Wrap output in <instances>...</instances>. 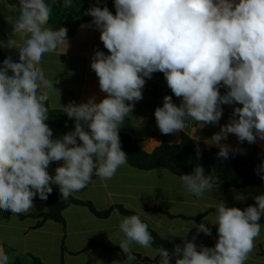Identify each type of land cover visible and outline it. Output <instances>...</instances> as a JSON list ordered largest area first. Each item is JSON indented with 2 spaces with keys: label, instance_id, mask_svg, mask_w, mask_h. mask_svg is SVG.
<instances>
[{
  "label": "clouds",
  "instance_id": "obj_1",
  "mask_svg": "<svg viewBox=\"0 0 264 264\" xmlns=\"http://www.w3.org/2000/svg\"><path fill=\"white\" fill-rule=\"evenodd\" d=\"M3 2L14 9L16 20L11 36L0 46L17 49L19 61L9 56L0 65V210L26 213L33 209L35 197L47 201L52 185L68 202L93 176L113 178L128 162L119 128L143 99L145 78L156 72L163 73L168 88L181 99L177 105L165 95L163 105L155 109L161 134L183 132L189 121L217 125L222 105H241L205 144L215 145L217 155L228 159L230 153L243 151L222 143L229 134L241 143L264 141V0H114L115 14L107 6L87 9L85 14L92 17L108 52L96 50L90 65L106 95L99 102L92 96L85 103L63 106V112L75 119V127L59 139L52 138L46 123V104L58 81L46 78L41 60L58 47L66 51L68 29L47 26L52 5L46 0H20L18 16L15 7ZM71 4L72 0H63L62 6ZM221 87L227 89L223 95ZM196 155H201L198 146ZM61 161L55 175H50V163ZM261 172L264 162L257 170L264 180ZM179 180L196 196L219 183L214 172L206 174L199 164ZM253 199L254 205L240 207L218 202L214 247L198 248L195 237L171 252L159 247V264H172L173 258L175 264H245L264 215V194ZM192 226L197 234L212 235L204 223ZM119 230L123 238L118 245L128 262L136 259L132 244L144 248L153 244L139 215L122 217ZM0 264H9L7 254L0 253Z\"/></svg>",
  "mask_w": 264,
  "mask_h": 264
},
{
  "label": "crops",
  "instance_id": "obj_2",
  "mask_svg": "<svg viewBox=\"0 0 264 264\" xmlns=\"http://www.w3.org/2000/svg\"><path fill=\"white\" fill-rule=\"evenodd\" d=\"M3 3H4L3 0H0V6L3 5ZM12 18H14L13 15H11V18L3 17V22L1 26H3L5 29L2 35L3 39L1 41L4 43L7 42V40L11 36L12 33L11 31L13 30L14 22L11 21ZM17 43L18 45L22 44V41L19 39V37H17ZM96 50L103 51L105 54H108L107 49L104 48L103 43L100 40L99 30L96 29L95 26L92 25V21H90L82 24L77 29V32L73 37L70 38L67 37V48L65 52H64V46H61L58 47V49L55 52L47 53L43 56L41 60V67L44 69L46 78L52 80L53 82L58 81V83L54 84V87L57 90L52 92L50 95L49 105L51 106V108L63 110L62 107L68 105L70 102H75L76 104L85 103L92 96L96 97L97 102H99L101 99L104 98L106 94L100 91L98 77L90 67L92 56L94 55V52ZM4 53L8 56L14 57L17 60V62L19 61V56L15 57L14 55H12L9 52V49L4 50ZM44 64H48L47 67ZM145 79H146V83L142 90L143 99L135 103L134 110L131 112V114H129L128 117L125 118V121L119 128V131L129 133L134 138L140 139L142 148L147 152H152L156 147H158L161 144L163 140H166L171 144H178L180 142L182 132L169 134V135L161 134L156 124L154 111L157 107L163 105V100L161 98H163L165 95L172 96L173 93L168 88L166 81H156L153 74L151 79L148 78ZM154 88H156V93L159 96V99L158 100L156 99L153 103V101L150 100L148 94L150 91L154 90ZM220 93L221 95L225 94L222 92ZM173 102L179 105L181 99L174 97ZM237 106H241V105H222L223 115L217 125L201 126L196 121H189L188 127H186L183 132L189 134L191 138L202 142L207 148H215L219 150V148L216 147L215 145H207L205 144L204 141L206 138H210L214 133L218 132L221 125H224L229 122L233 108ZM74 123H75V119H74ZM222 143H227L231 145L233 149L243 150L242 152H236V154L246 153V155L252 154V156L255 158L264 157V141H261L259 139L253 144H248L246 141L241 143L238 141L235 135L229 134L227 140L222 141ZM61 164L62 162L58 163L55 166H49L48 168L49 174L55 175L56 167L60 166ZM140 173L143 174L144 176H149L145 181V183L140 185L146 187V190L143 191L141 194L142 198L140 202H142V204L144 203L143 205H148L146 203H149L151 205V203L149 202L150 199L149 196L151 197L152 195L155 194L160 195L162 188L159 187V183L163 184L171 181H180L178 177L170 174L166 170H153L148 172L139 171L129 167V165L126 164L118 168L116 174L110 180H101L99 177L93 176L92 182L89 183V185L85 189L73 193L72 195L78 199L93 203L95 207L100 211H105L113 206L121 205L125 207V198L126 197L133 198V195H131L130 193L134 189H139V187L137 185L132 186L131 184H128L126 182L114 183V181L116 178L121 179L122 177L124 179L125 178L133 179ZM153 182L156 185H158L157 187L159 188L152 187ZM182 186L186 194L185 197L188 198L190 196V193L185 189L183 184ZM52 188L53 191L60 192L59 187L57 185H52ZM246 190H248V193H244L243 195L238 194L240 198L236 199L235 197L234 199L231 198L233 197V193L231 192V189L227 193H224V190L220 185H218L215 189H213L214 192L220 193L223 196V198L220 197L221 200L219 202L221 201L224 202L227 207H236L238 204H247L249 202H254L253 198L256 195L264 194V190L260 187L248 188ZM246 190H242V191H246ZM160 198L166 201V209L163 208L165 205H162V207L158 205H153V206L162 208L172 214H176V215L182 214L185 215L186 217L193 216V213L189 211L188 202H186L185 201L186 199H184L182 196L177 195L174 198H164L160 195ZM172 203H175V205L173 210L170 211L168 206ZM78 208H79L78 206H70L69 208L63 211L65 222H66V218H65L66 212L70 211L71 209H74V214L77 215L80 211ZM244 208L246 207H242L240 209L243 210ZM214 209H216V207ZM44 210H46L45 205L43 206L42 211L40 212L37 213L26 212L21 214L36 215L44 212ZM116 212L117 211H113L108 219H110L111 216L114 215V213ZM136 212L140 216V219L145 218L141 213H139L138 211ZM153 214L154 215H150L151 217L149 219L150 222L148 221L153 226V228H155L158 231L157 226H159L161 228H166L168 230V233L171 234L176 233L175 220L168 218L165 215L162 216V214H158V213H153ZM90 215L92 216L91 221L94 220L95 222L99 221L106 224V221L108 220V219H99L97 217H94L91 213ZM13 216L15 215L14 214L10 215L5 212H0V253L10 254L11 256H9V262H12L14 261V259L17 258L15 257L16 252L21 253L16 248V245L14 244V240H19V242L24 243V248H28V244H29L28 242H35L36 243L35 246H37L38 243H40V240L42 239L38 238L37 236L38 233H42L44 231H50L52 235L53 234L55 236L60 235L59 233L60 227L58 226L57 223L53 221H46L39 228H36L38 222L35 218L29 216L25 218H21L18 215H17L18 218H15ZM79 216H81V214ZM166 219L172 222H170L169 224L165 223ZM262 219H264L263 216ZM86 221L87 219L85 220V222ZM182 221L187 222V224H183L182 226L183 229L194 232L195 230L194 228H189L190 227L189 222H191V220L182 219ZM85 222L82 223L84 224ZM199 222L196 223L198 224ZM88 225L89 228H87V231L90 232V225L93 227V224L89 222ZM110 230L114 234L113 238L122 234L119 230L118 224H117V228L110 226ZM92 233L88 234L87 238L83 241V244L81 245L82 247H80V249L70 248L68 247L69 243L67 239H68L69 231H68V223L66 222V227L63 229V233H62V235L64 234L62 238H65V241L63 240V244L61 248L63 255L60 254L61 255L60 260L62 264H74L73 260L71 259H69L68 261L65 260L66 254L69 258H73L83 254H87L89 251H93V253L95 252L94 253L95 255L94 258L92 259L93 261L90 260V263L87 264H95L96 262L99 261V253H100L99 251L101 249L104 251L108 250L109 252L115 253V254L112 253L109 261L110 263L126 264L128 262L118 244L106 245L107 241L105 242V239H100L99 235H92ZM32 238L37 239L39 242ZM90 240L98 241L100 244L103 245V247L82 252V250L85 248V246ZM172 240L184 241L182 238H176ZM259 247L261 249V246ZM10 248H12L13 253L12 252L9 253ZM5 249H8L9 251L7 250L8 252H6ZM131 250L133 254H140L142 257L147 258V260L144 259L140 260L134 255L140 263L141 262L157 263L160 259L158 254L153 261L149 257L142 255L141 252H138L137 250L133 249V247H131ZM23 252H24L23 255L26 256L28 254H32L31 251H29L28 249H24ZM255 252L257 255L262 257L259 253V250Z\"/></svg>",
  "mask_w": 264,
  "mask_h": 264
},
{
  "label": "trees",
  "instance_id": "obj_3",
  "mask_svg": "<svg viewBox=\"0 0 264 264\" xmlns=\"http://www.w3.org/2000/svg\"><path fill=\"white\" fill-rule=\"evenodd\" d=\"M7 3L15 7L17 16L20 13V0H6ZM46 3L52 5V12L47 22V26L55 29L59 27H66L67 37H73L80 25L92 21V17L86 15L85 12L92 6L104 7L107 6L108 9L115 14L114 0H72L71 7L64 8L63 0H46ZM9 56L3 53L0 47V65ZM13 61L16 60L12 57ZM156 81H166L163 73L156 72L153 73ZM227 89L221 87L220 92L226 93ZM150 100L154 101L159 99L156 93V88L150 91L148 94ZM174 94L172 98H174ZM163 100V98H161ZM46 106L49 109V118L46 121L48 126L52 129L53 139L62 138L66 133L73 131L75 127L74 118H69L63 110L53 109L49 105V101ZM119 137L121 141V148L127 154L128 162L127 164L134 169L140 171H153V170H166L170 174L179 178V176L184 174H191L194 167L199 164L202 165L205 173H213L218 178V185H221L224 193H227L230 189L246 190L248 188H263L264 180L261 176L257 174V170L260 168L264 158L255 159L252 154L240 155L230 153L228 159L221 158L217 155L219 152L215 148H207L202 142L197 141L189 136V134L182 132L181 139L178 144H171L166 140H163L161 144L156 147L152 152L145 151L141 146V140L136 139L129 133L119 131ZM79 142V141H78ZM197 146L200 149L201 155L197 158ZM62 162V161H61ZM59 162H52L49 166H55ZM264 174V172H261ZM34 201L43 203L46 206V210L39 214H15L21 218L32 217L38 222L36 228H39L46 221H53L66 227V222L64 220L63 211L70 206L84 207L89 210V212L99 219H107L114 210L119 211L123 216L138 215L137 212L124 208L120 206H113L105 211L98 210L95 205L89 201L81 200L73 195L69 197L68 202H64L61 198V193L52 191L49 195L47 201H41L39 197H35ZM254 202H249L242 206L254 205ZM240 207V206H236ZM144 209L149 213H158L165 215L171 219H185L199 222L204 217H207L211 213H216V209L208 208L204 212L196 216H188L182 214H172L162 208L156 206L144 205ZM0 212H4L0 210ZM7 214L13 215L11 212H5ZM142 222L148 225V230L153 236L152 247L156 250L159 247H163L171 252L175 245H183L182 240H168L160 236L158 231L153 228V226L146 220L141 219ZM103 247L96 240H90L82 252ZM7 248V247H5ZM8 249H5L6 252ZM12 252L10 248L9 253ZM80 252V253H82ZM133 254V252H132ZM11 256L10 254H7ZM140 260H147L146 257H142L140 254H133ZM260 255L264 257V250H260ZM126 258V254H124ZM27 258L30 259L31 264H45L40 258L28 254ZM23 257H17L14 261L9 262V264H26V259ZM150 261V260H149ZM172 264H175V258L172 259Z\"/></svg>",
  "mask_w": 264,
  "mask_h": 264
},
{
  "label": "rangeland",
  "instance_id": "obj_4",
  "mask_svg": "<svg viewBox=\"0 0 264 264\" xmlns=\"http://www.w3.org/2000/svg\"><path fill=\"white\" fill-rule=\"evenodd\" d=\"M11 15L14 16V18H12L11 21L15 22L16 15H15L14 9L9 7L6 4V2L3 3V5L0 6V42H2L1 41L3 39L2 35L5 29L3 26H1L3 22V17L11 18ZM0 47H2L3 51L6 49H9L4 46H0ZM9 52L15 57L19 56L17 49H9ZM44 65L47 67L48 64H44ZM243 155H246V153H243ZM148 177L149 176H144L143 174L140 173L133 179L132 178L124 179L123 177L121 179L116 178L114 183L126 182L128 184H131L132 186L137 185L139 187V189H134L130 193L131 195H133V198H128V197L125 198V208L138 211L147 219L146 220L145 218H143V220L150 222L149 220L151 218L150 215H154V214L147 213V211L143 207L144 203L142 204V202H140L142 198L141 194L143 191L146 190V187L140 186V185L144 184ZM182 184L183 183H181L180 181H171V182L163 183V184L159 183V187L162 188L160 195L164 198H174L177 195L182 196L184 199H186L185 201L188 202L189 211L193 213V216H196L204 212L208 208H212V207L215 208L216 204L221 200L220 197L223 198V196L220 193H216L213 190H211V192L206 191L203 196H196L190 193V196L188 195L190 198L189 197L187 198L185 197L186 194L184 192ZM157 186L158 185H156L153 182L152 187L159 188ZM231 192L233 193V197L231 198L235 199L236 197V199H238L240 198L238 194L243 195L244 193H248V190L242 191V190H237V189L235 190L231 189ZM160 195L155 194V195H152L151 197L149 196L150 199L149 198L148 199L151 205L149 203H146V204H148L149 206L158 205L161 207L162 205H165L163 208L166 209V201L160 198ZM174 205L175 203H172L168 206L170 211L173 210ZM43 206H44L43 203L34 201L33 209L29 210L28 212H31V213L40 212L42 211ZM78 209L80 211L77 215L74 214V209L67 211L65 214L66 222L68 223V231H69L68 239H67L69 243L68 247L73 248V249H80V247H82L81 245L83 244V241L87 238L88 234L92 232H93L92 235H99L100 239H105V242L107 241L106 245L119 244L120 239L123 238V234H120L119 236L113 238L114 234L110 230V226L117 228V224L119 225V222L123 216L119 211L114 213V215H112L111 218L108 219L105 224L99 221H96V222L94 220L91 221L92 216L90 215L89 210H87L86 208L79 207ZM80 214L81 216H79ZM262 216L264 217V215ZM262 216L259 221V223L261 224V233L259 237L256 238L255 248L253 252L250 254L249 259L245 261V264H264V257L263 256H262L263 258L260 257L255 252L258 250L260 252L259 246H261V249L264 250V219H262ZM13 217L18 218L17 215ZM86 219L87 221L85 222ZM173 220H175V224H176L175 225L176 233L174 234L168 233V230L166 228H161L157 226V229L159 231L158 233L160 234L162 238L164 239L167 238L169 240L176 239V238H182L184 241H192L193 237H195V240L193 242L197 244L198 248L201 245L207 246V247H214L216 240L218 239V235H217L218 225L214 224L216 220V213L209 214L206 218L201 220L198 224L195 221L191 220V222H189V225H190L189 228H194L195 229L194 232L182 228L183 224H187V222L182 221V219H173ZM82 222H85V223L83 224ZM89 222L93 224V227L90 225V232L87 231V228H89V225H88ZM170 222L172 221L168 219L165 220V223L169 224ZM200 223H204L206 227L211 229V232H212L211 236H208L202 232L197 234V230L195 227L192 226V224L199 225ZM58 226L60 227L59 229L60 235L58 236H55L54 234L52 235L50 231H44L42 233H38L37 234L38 238L42 240H40V243H38L37 246H35L36 245L35 242H28L29 243L28 248H24V243L19 242V240H14V244L16 245V248L22 253L21 254V253L16 252L15 257L27 258L26 255H23L24 253L23 251L24 249H28L29 251H31L33 255L42 259L45 264H62L60 260L61 258L60 254L63 255L61 248H62L63 240L65 241V238H62L64 236V234L62 235L64 227L60 224H58ZM32 239H35V238H32ZM35 240L38 241L37 239ZM131 247H133V249L137 250L138 252H141L142 255L149 257L153 261L157 257V254H158V251L152 246L149 248H144L134 243L131 245ZM99 252H100L99 261L96 262L95 264H116V263L109 262L111 255L114 252H109L108 250L104 251L102 249ZM94 253L93 251H89L87 254H83L77 257H73V258H69L66 254L65 260L68 261L69 259H71L73 260L74 264H87V263H90V260L94 258V255H95ZM25 261H26V264H31L29 258H27ZM126 264H159V261L157 263L156 262H141L140 263L137 259H135V261L127 262Z\"/></svg>",
  "mask_w": 264,
  "mask_h": 264
}]
</instances>
